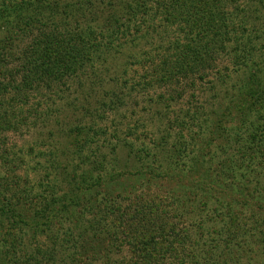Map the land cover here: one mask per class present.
I'll return each instance as SVG.
<instances>
[{
	"label": "trees",
	"instance_id": "obj_1",
	"mask_svg": "<svg viewBox=\"0 0 264 264\" xmlns=\"http://www.w3.org/2000/svg\"><path fill=\"white\" fill-rule=\"evenodd\" d=\"M152 39L142 63L167 102L201 83L211 101L166 121L156 166L128 146L134 163L123 172L111 156L130 144L110 143L100 123L124 103L107 93L88 113L82 78L102 91L128 46ZM31 96L52 100L50 142L36 155L42 190L0 178L15 191H0V264H264V0H0V138L19 130ZM171 131L180 142L167 148ZM215 146L224 159L211 170ZM186 151L188 170L176 172ZM169 153L177 160L164 162ZM168 186L206 195L186 205Z\"/></svg>",
	"mask_w": 264,
	"mask_h": 264
},
{
	"label": "rangeland",
	"instance_id": "obj_2",
	"mask_svg": "<svg viewBox=\"0 0 264 264\" xmlns=\"http://www.w3.org/2000/svg\"><path fill=\"white\" fill-rule=\"evenodd\" d=\"M159 22V20L155 19L154 25L157 28ZM157 32L160 35L161 30L158 29ZM152 37L155 40L158 39V37ZM153 39L147 41L148 44L141 41L140 43H133L136 46H133V44L128 46L131 57L128 60L126 58L123 62H120L119 60V64L115 65L113 69L114 78L112 79V85V81H110L109 77L104 76L106 79H104L105 86L102 88V91L97 90L96 86H92L90 81L91 78H82V80L85 81V86L83 88L81 87V91L85 101L88 100L86 103H84L85 105L88 104L89 106V108L86 107L88 113H92L95 108V103L102 99V97H106L107 93L109 95H117L124 103V105L121 106L117 112L110 113L105 111L103 116L104 119L100 123V125H103L110 130V133L107 132L112 140L110 143L115 145V135H120L122 139H127L128 143L130 144L117 145L114 155L111 156L114 159V163L116 162L118 166L124 168L123 172H126L128 167L134 163L133 152H131L128 146H133L135 150H140L141 152L144 149L150 151L151 159H146V163L156 166L158 163L152 159V155L157 153V150L152 149L157 144V140L163 136L162 134L164 133V130H166V121L173 120L174 116L180 111L185 112V110H187L189 107H191L190 109L193 110L195 107L199 108L200 103L205 106L206 102L211 101L210 94H208V85L206 83H201L199 86H197V88H194L191 91L189 87H184V91H181L183 92V97L181 99L177 98V94L180 90H176L177 93L173 95L174 101L167 102L169 98L168 93H166V91L163 92L162 89L155 83V79L150 73L151 71L146 69V64L142 63L144 62V53L150 52V50L153 48L151 47L155 42ZM124 68H126V73L123 72L122 74L121 70ZM109 76L111 78L110 74ZM161 96L166 98V102L160 101L159 97ZM43 98L44 97L40 96H31L28 105L24 106L21 115H18L19 130L16 132L12 131L5 135L6 137L0 138V152H6L4 157L0 159V178H6L13 184L17 185L19 191L27 190L28 192H41L42 190L39 188V180H42L41 178L43 176V171L37 170L38 168L36 164L38 160L36 155L42 142L43 144L50 142L47 128L51 129V127L45 125L44 115L47 113L46 109L48 105L52 106V100ZM157 101L160 102L157 103ZM54 102H56V104H60L58 103V98H55ZM206 110L208 109L206 108ZM23 119L27 122L22 123L20 120ZM114 130H116L118 133L113 132ZM168 134L172 135V138L167 137V148L168 145L170 146L171 143H175L178 140L177 133L174 131H171ZM202 138H204V136L201 137V139ZM190 139L193 140L195 138H189L188 136L186 137V142L190 143ZM178 142H180V140H178ZM107 144L108 143L102 145L104 154L109 153V150L106 147ZM187 148L190 150L191 143L188 144ZM41 149L45 150L43 148ZM188 152L189 151H186L184 154L179 156V162L175 164V166L173 165L172 169H174L176 172L183 173L188 170V165H186L188 157L184 158ZM220 156L221 159H224L223 154L218 151L215 146V148H211L208 156L205 157L206 162H208L207 165L211 170L215 167V163L218 162ZM111 157L109 155L110 159ZM141 157L145 159V154L143 152L141 153ZM4 160L6 163H4ZM162 160L164 162L165 160L166 162H172L176 161L177 159H175L172 154L169 153ZM165 165L166 163L164 166ZM78 171H80V169ZM39 172L42 174H38ZM147 184L150 188L151 194L164 196V194H162L163 186L162 188H158L159 184L154 186L152 181L148 182ZM9 185L12 186L11 184ZM124 186L126 185H121V188ZM60 188L61 187H57L55 191L59 190ZM168 188L170 189L171 193L174 192L172 197L174 201H182L183 198V200L186 202V205L190 204L189 202L191 201L189 199L194 200V196L197 200H201L202 195H206L205 191L202 189H187V191H190V194L186 191L184 192V190H181L178 194L177 188H170L169 186ZM18 190L16 192L20 193ZM143 190L146 192L145 189ZM158 190L161 193H158ZM0 191L5 195L6 200L11 199L12 195H15V191L14 193H6L4 189L2 190V188H0ZM18 193H16L17 196L20 195ZM45 194L47 193L45 192ZM12 201L15 202L13 199ZM211 210V205H209L207 211L200 213L197 216L199 218L207 217L210 215L209 213H211ZM186 218L189 219L188 223L191 222L190 217ZM25 243H27V241ZM27 246L31 247V245H25V247ZM242 261L246 262L244 260Z\"/></svg>",
	"mask_w": 264,
	"mask_h": 264
}]
</instances>
